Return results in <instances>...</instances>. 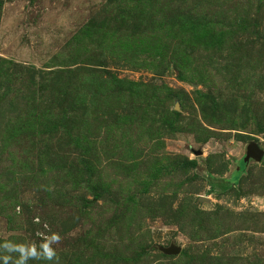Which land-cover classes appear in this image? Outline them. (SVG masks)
<instances>
[{
  "label": "rangeland",
  "instance_id": "obj_1",
  "mask_svg": "<svg viewBox=\"0 0 264 264\" xmlns=\"http://www.w3.org/2000/svg\"><path fill=\"white\" fill-rule=\"evenodd\" d=\"M250 142L264 0H0V264H264Z\"/></svg>",
  "mask_w": 264,
  "mask_h": 264
},
{
  "label": "water",
  "instance_id": "obj_2",
  "mask_svg": "<svg viewBox=\"0 0 264 264\" xmlns=\"http://www.w3.org/2000/svg\"><path fill=\"white\" fill-rule=\"evenodd\" d=\"M264 155V150L259 147L256 142H250L246 146L244 161L248 162L250 159H255L260 161ZM164 253L174 254L180 251V247L175 245H170L168 247H161L160 248Z\"/></svg>",
  "mask_w": 264,
  "mask_h": 264
},
{
  "label": "trees",
  "instance_id": "obj_3",
  "mask_svg": "<svg viewBox=\"0 0 264 264\" xmlns=\"http://www.w3.org/2000/svg\"><path fill=\"white\" fill-rule=\"evenodd\" d=\"M244 164V163H243Z\"/></svg>",
  "mask_w": 264,
  "mask_h": 264
}]
</instances>
